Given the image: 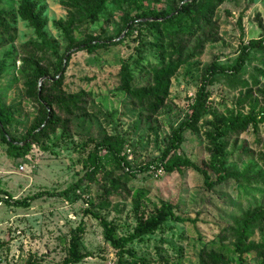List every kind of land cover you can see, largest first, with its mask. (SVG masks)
I'll return each mask as SVG.
<instances>
[{"label":"rangeland","instance_id":"obj_1","mask_svg":"<svg viewBox=\"0 0 264 264\" xmlns=\"http://www.w3.org/2000/svg\"><path fill=\"white\" fill-rule=\"evenodd\" d=\"M91 1L0 0V109L12 116L10 139L28 143L34 137L41 142L24 159L15 160L0 131V191L19 200L40 192H62L86 175L105 139L121 144L122 155L136 174L129 175L112 155L100 152L103 166L70 198L45 197L29 208L0 203V264H62L80 226L85 229L80 233L85 256L80 264H203V256L208 260L210 255L223 257L215 264H260L264 225L257 224L251 236L260 249L243 260L236 251V236L244 215L264 205V185L230 180L208 189L200 172L180 167L168 173L162 159L174 130L190 112L208 67L216 60L232 66L243 44L264 35V0H224L215 9L210 23L190 42L184 55L188 61L172 78L165 104L158 110L141 105L124 90L123 67L133 71L132 85L140 87L152 80L160 68L158 60L165 66L176 60L166 44L158 45L159 50L151 47L155 38L161 40V28L142 23L136 15L151 9L169 12L181 0H105L99 19L83 23L73 33L74 45L82 47L68 52L64 28ZM27 3L40 14L42 32L58 55L38 47L42 38L24 16ZM96 42L107 45L90 51ZM62 76L63 88L43 87L46 78ZM41 91L52 98L56 120L60 119L53 131L44 133L42 123L50 115ZM70 96L83 98L81 110L72 115L56 107ZM263 110L264 52L255 50L238 77L221 75L210 87L203 117L185 133L173 157L188 158L213 174L212 137L217 126L233 116ZM224 141L227 167L250 177L264 175V125L229 134ZM167 204L176 216L196 222L169 219L154 234L127 245L125 250L132 255L113 248L99 220L87 213L100 214L115 228V236L123 238Z\"/></svg>","mask_w":264,"mask_h":264},{"label":"trees","instance_id":"obj_2","mask_svg":"<svg viewBox=\"0 0 264 264\" xmlns=\"http://www.w3.org/2000/svg\"><path fill=\"white\" fill-rule=\"evenodd\" d=\"M223 1L224 0H202L199 2L198 0H181L179 4L180 6L169 12H160L156 9H151L136 15L139 20L144 21L142 23L161 28V40H159V38H155L156 43L151 45V47L155 50H159L161 48H159L158 45L164 47L166 44L174 55L177 56L176 60L166 66L165 64H161L158 60L160 68L155 70V74L153 75L151 81L148 79V83L140 87L132 85L134 79L133 71L128 68V66L123 67V88L136 102L143 106L148 105L153 110H158L164 106L171 88L172 78L188 61V58L184 57V55L190 42L195 38L198 32L210 23L211 15L215 9L223 3ZM105 3V0H94L88 2L86 7L82 9L83 12L81 13L82 10L79 12V17L70 20L64 28L70 41L68 52L74 48L82 47L80 45H74L75 40L72 37L73 33L83 23L97 21L99 19V15L105 8ZM26 5L27 6L23 10L24 16L27 20H29L32 26L35 27L36 32L42 38L41 45L38 47L40 49L41 47H47L52 49L55 55H58L57 48L48 41L46 35L42 32L43 22L39 20L40 14L28 3ZM106 45V42H96V44H90V51L105 47ZM255 50H261L264 52V35L260 40H252L248 44H243L241 53L232 66H222L218 63V60H216L208 67L202 77L199 91L191 106L189 114L179 127L174 130L171 146L163 156L162 166L166 172L173 173L180 167L194 169L203 175L205 185L208 189H213L216 186L223 185L230 180H235L239 184L244 182L248 184L252 183L253 185H264V175H262V173L261 176L256 175L254 177H250L247 172L239 173L233 168L227 167V143L224 141L229 134H240L247 130L250 126H253L256 130L260 125H264V110L259 114L251 113L248 115L233 116L226 121H222L217 126L216 132L212 137L214 148L211 160V171L216 175L215 178L210 171L199 167L190 159L179 157L174 158L172 155L183 145L185 141V133L203 117L210 98V87L216 83L217 78L221 75L238 77L244 71L251 59L253 51ZM67 59H69V57ZM60 63L62 65L63 60H61ZM63 81V76L56 79L46 78L43 87L46 88L47 85H50V87L56 89L63 88ZM39 96L46 109V114H48V116L50 115L48 122L42 123V126H45L42 133L46 132V130L53 131L60 121V119L56 120L57 116L55 114V104L52 98L44 96L42 91ZM82 103L83 98L80 96H70L68 98H63L56 107L60 109L61 112H66L72 115L74 111H79V109L81 110ZM11 122L12 116L10 113H8L5 109H0V131L2 133L3 142L10 146L8 154L15 160L24 159L29 154L32 147L34 145L39 146L41 142L34 137H32V140L28 143L25 141L17 143L14 138L10 139L8 125ZM222 139L223 141H220ZM43 149L47 150L46 148ZM100 152H107V154L112 155L120 168H123L124 171L128 170L125 172H128L129 175L135 176L136 173L130 169L126 157L122 155L121 144L117 140L105 139L97 146L96 152L91 159V166L89 167V171L86 175L66 190L62 192H40L20 200L14 199V197L5 191H0V194H5L6 196V198H0V203H6L9 206L19 208H29L33 202L45 197L70 198L81 188L82 184L87 179H93L94 175L103 166V158L99 156ZM87 213L99 220L105 230V238L112 245V247L122 251L123 254L127 251L129 255H132V252L130 250H125L127 245L132 244L135 241H142L144 237L154 234L169 219L181 223L196 222V220L176 216L173 211V206L171 204H167L162 206L148 219L141 220L135 228V231L128 237L117 238L115 236V228L110 222L101 217L100 214L91 210H87ZM257 224H261V226L264 225V205L258 206L255 211L245 214L243 224L237 231L236 251L239 253V259L241 260L245 259L244 256L247 253L260 249V246L254 244V241L251 239L253 229ZM84 230V226H80L78 228V232L80 233H83ZM80 233L73 237L68 250V256L62 264H80L85 259L84 254L80 251ZM262 246L264 247V244ZM222 259V256L210 255L208 256V260H204L203 256V264H207L206 262H210L211 264V260H213L214 264L219 263ZM260 264H264V260Z\"/></svg>","mask_w":264,"mask_h":264}]
</instances>
